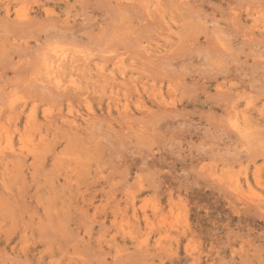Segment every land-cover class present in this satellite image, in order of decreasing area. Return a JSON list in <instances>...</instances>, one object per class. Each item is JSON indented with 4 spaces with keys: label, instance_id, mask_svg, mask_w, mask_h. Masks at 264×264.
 <instances>
[{
    "label": "rangeland",
    "instance_id": "rangeland-1",
    "mask_svg": "<svg viewBox=\"0 0 264 264\" xmlns=\"http://www.w3.org/2000/svg\"><path fill=\"white\" fill-rule=\"evenodd\" d=\"M0 264H264V0H0Z\"/></svg>",
    "mask_w": 264,
    "mask_h": 264
},
{
    "label": "bare ground",
    "instance_id": "bare-ground-1",
    "mask_svg": "<svg viewBox=\"0 0 264 264\" xmlns=\"http://www.w3.org/2000/svg\"><path fill=\"white\" fill-rule=\"evenodd\" d=\"M138 1V0H137ZM144 4V3H143ZM49 57V56H48ZM55 59V58H54ZM66 59V58H65ZM51 60V59H50ZM67 60V59H66ZM45 63V62H44ZM50 63V62H49ZM68 65V64H67ZM45 67V66H44ZM43 67V68H44ZM73 70V69H72ZM52 75V74H51ZM59 75V74H58ZM48 76V75H47ZM58 77V76H57ZM47 78V77H46ZM59 78V77H58ZM48 79V78H47ZM93 79V78H92ZM104 80V79H103ZM53 85V84H52ZM55 85V84H54ZM100 87V86H99ZM113 89V88H112ZM59 94H57V96H58ZM61 96V94L59 95V97ZM42 98V97H41ZM61 98V97H60ZM59 98V99H60ZM63 99V98H62ZM51 100H54L53 98H51ZM34 114V113H33ZM46 116V115H45ZM132 116V115H131ZM135 117V115L133 116V118ZM35 118V117H34ZM46 118V117H45ZM131 118V117H130ZM137 118V117H136ZM135 118V119H136ZM132 119V118H131ZM56 121V120H55ZM132 121H134V119H132ZM31 122V121H30ZM53 122V121H52ZM243 131V130H242ZM245 131V130H244ZM255 132V131H254ZM251 133V132H250ZM254 134V133H253ZM240 135V134H239ZM252 135V134H251ZM244 137V136H243ZM7 138V137H6ZM17 163V162H16ZM19 164V163H18ZM4 254V253H3ZM3 256H5V254L3 255Z\"/></svg>",
    "mask_w": 264,
    "mask_h": 264
}]
</instances>
